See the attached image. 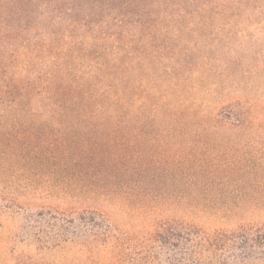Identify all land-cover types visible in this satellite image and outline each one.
<instances>
[{
	"label": "rangeland",
	"instance_id": "obj_1",
	"mask_svg": "<svg viewBox=\"0 0 264 264\" xmlns=\"http://www.w3.org/2000/svg\"><path fill=\"white\" fill-rule=\"evenodd\" d=\"M141 6L161 25L140 42L141 91L152 78L171 113L164 122L162 110L156 122H135L130 105L115 131L123 139L104 140L101 148L93 137L69 141L54 130L40 173H60L38 189L47 205L63 209L55 215L64 227L56 236L54 219L42 220L56 247L41 251L23 240L37 207H16L12 217H0L1 264H19L23 256L55 264H170L164 247L146 244L167 221L208 232L264 231V0H142ZM230 104L247 113L243 126L216 121ZM62 140L86 141L69 166L50 155ZM108 146L113 153L100 157ZM251 257L264 264V245Z\"/></svg>",
	"mask_w": 264,
	"mask_h": 264
},
{
	"label": "trees",
	"instance_id": "obj_2",
	"mask_svg": "<svg viewBox=\"0 0 264 264\" xmlns=\"http://www.w3.org/2000/svg\"><path fill=\"white\" fill-rule=\"evenodd\" d=\"M141 2L0 0V217H12L16 207H37L26 218L23 240L41 251L56 247V237L46 234L42 220L54 219L56 223L50 224L56 236L64 227L55 215L63 209L47 205L38 189L53 183L60 173H40L46 139L53 131L58 129L59 137L69 141L93 137L101 141L96 144L101 148L104 140L123 139V133L115 131L123 128L130 105L135 122L141 118L156 122L161 119L160 110L165 113L160 120L164 122L171 113L161 104L152 78L145 93L141 91L140 42L146 40L144 33L161 26L142 12L146 7ZM149 58L151 70L154 54ZM142 97L145 110L139 107ZM246 118L243 108L230 104L216 121L240 127ZM60 142L50 149L51 158L69 166L73 153L86 141ZM113 151L108 146L100 157ZM77 212V221L83 222L85 216ZM90 218L95 221L96 217ZM147 243L164 247L170 264H252L253 251L264 245V231L208 232L193 224L167 221L156 226ZM23 257L19 264H55Z\"/></svg>",
	"mask_w": 264,
	"mask_h": 264
}]
</instances>
